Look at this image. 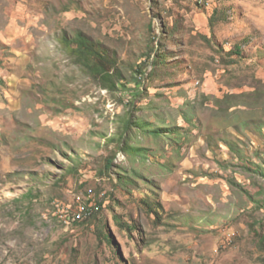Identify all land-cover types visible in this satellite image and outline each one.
I'll return each mask as SVG.
<instances>
[{
  "label": "rangeland",
  "instance_id": "rangeland-1",
  "mask_svg": "<svg viewBox=\"0 0 264 264\" xmlns=\"http://www.w3.org/2000/svg\"><path fill=\"white\" fill-rule=\"evenodd\" d=\"M0 264H264V0H0Z\"/></svg>",
  "mask_w": 264,
  "mask_h": 264
},
{
  "label": "trees",
  "instance_id": "trees-1",
  "mask_svg": "<svg viewBox=\"0 0 264 264\" xmlns=\"http://www.w3.org/2000/svg\"><path fill=\"white\" fill-rule=\"evenodd\" d=\"M110 164H111V160L109 159L108 162H107V167L108 168H109Z\"/></svg>",
  "mask_w": 264,
  "mask_h": 264
},
{
  "label": "built area",
  "instance_id": "built-area-1",
  "mask_svg": "<svg viewBox=\"0 0 264 264\" xmlns=\"http://www.w3.org/2000/svg\"><path fill=\"white\" fill-rule=\"evenodd\" d=\"M77 218H80V214H77V216H76Z\"/></svg>",
  "mask_w": 264,
  "mask_h": 264
}]
</instances>
